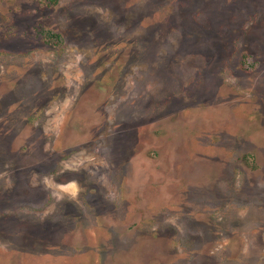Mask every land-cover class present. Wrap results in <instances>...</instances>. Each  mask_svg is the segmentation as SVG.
Segmentation results:
<instances>
[{
	"label": "rangeland",
	"instance_id": "obj_1",
	"mask_svg": "<svg viewBox=\"0 0 264 264\" xmlns=\"http://www.w3.org/2000/svg\"><path fill=\"white\" fill-rule=\"evenodd\" d=\"M0 264H264V0H0Z\"/></svg>",
	"mask_w": 264,
	"mask_h": 264
},
{
	"label": "trees",
	"instance_id": "obj_2",
	"mask_svg": "<svg viewBox=\"0 0 264 264\" xmlns=\"http://www.w3.org/2000/svg\"><path fill=\"white\" fill-rule=\"evenodd\" d=\"M54 2V0H52Z\"/></svg>",
	"mask_w": 264,
	"mask_h": 264
}]
</instances>
